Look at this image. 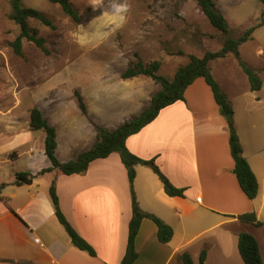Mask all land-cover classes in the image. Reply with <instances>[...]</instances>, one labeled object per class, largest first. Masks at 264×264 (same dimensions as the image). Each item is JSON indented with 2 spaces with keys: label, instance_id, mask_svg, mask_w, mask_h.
<instances>
[{
  "label": "crops",
  "instance_id": "crops-1",
  "mask_svg": "<svg viewBox=\"0 0 264 264\" xmlns=\"http://www.w3.org/2000/svg\"><path fill=\"white\" fill-rule=\"evenodd\" d=\"M107 23L104 19L92 25ZM258 28L264 29V24L256 27L251 39L241 45L253 44V53L243 55L240 47L242 61L262 81L261 90L252 91L241 69L249 90L256 94L252 102L243 105L245 114L238 117L232 90L226 83L232 84L224 73L218 75L212 67L213 62L235 55L231 53L209 64L234 109L243 155L258 179V196L250 200L241 189L234 173L228 123L220 113L211 87L203 77L197 78L187 88L184 101L163 109L152 123L127 140L130 152L144 160L153 159L175 187L185 190L184 196H170L150 167L136 166L134 190L141 210L170 225L174 236L169 243H161L156 224L144 219L136 238L138 259L134 264H182L179 256L183 253H189L198 264L203 252L205 264H245L238 250L241 233L256 237L264 263V42L256 41ZM162 67L161 64L160 70ZM222 70L226 72L227 68ZM233 76L228 74L231 80ZM142 77L147 76L122 78V83L112 85L94 83L83 88L87 114L74 99L65 102L49 99L42 106L38 96L42 94L34 89L29 94L34 101L26 107L22 119L19 116L2 118L0 159L4 160H0V184L5 187L1 194L4 203L0 202V264L121 263L128 244L132 196L120 155L112 153L93 161L83 174L65 175L59 170L40 174L52 164L45 154V132L36 134L31 129L30 111L38 108L56 129V157L62 163L69 162L96 144V126L114 131L150 106L162 87L150 77L147 79L153 85L149 88L137 83ZM253 108L259 117H250L253 114L248 113ZM256 119L259 126L255 124ZM23 156L28 158L25 171L13 169L14 179L4 181L2 164L14 166ZM19 172L36 178L31 184L17 185ZM54 181L63 214L94 248L95 256L75 247L56 217L49 191ZM252 212L257 214L262 226L238 219L239 215Z\"/></svg>",
  "mask_w": 264,
  "mask_h": 264
},
{
  "label": "rangeland",
  "instance_id": "rangeland-1",
  "mask_svg": "<svg viewBox=\"0 0 264 264\" xmlns=\"http://www.w3.org/2000/svg\"><path fill=\"white\" fill-rule=\"evenodd\" d=\"M71 3L85 18L82 24L66 16L57 4L23 0L25 7L44 13L56 29L30 19V27L45 38L47 52L23 39L22 53L17 54L12 43L20 28L9 18L11 0H0V127L3 117L22 119L26 115V107L34 101L29 96L34 89L42 94L38 95L42 106L49 99L78 102L77 93L84 100L82 90L90 84L122 83V74L139 58L146 64L161 61L163 67L158 73L169 77L189 62L188 55L203 57L208 51L220 50L227 38L237 39L255 27L264 12L261 0H217L215 4L230 26V32L223 34L211 25L196 0H71ZM104 19L107 24L92 25ZM259 40L264 42V29H257V43ZM254 49L253 44L243 46L241 54L249 55ZM179 51L184 55H178ZM216 62L212 64L216 73H224L232 84L226 83L232 90V103L239 117L245 114L243 105L252 102L256 94L249 90L236 57ZM223 68L235 75L234 80ZM137 83L148 88L153 85L147 77ZM248 114L259 117L255 108ZM255 124H260L257 119ZM254 139L258 140L257 134ZM27 164L26 156L14 166L2 164L4 181L14 179L13 169L25 171Z\"/></svg>",
  "mask_w": 264,
  "mask_h": 264
},
{
  "label": "trees",
  "instance_id": "trees-1",
  "mask_svg": "<svg viewBox=\"0 0 264 264\" xmlns=\"http://www.w3.org/2000/svg\"><path fill=\"white\" fill-rule=\"evenodd\" d=\"M47 1L59 5L63 13L73 19L76 23L82 24L85 21V18L73 7L71 0ZM261 1L264 4V0ZM196 2L213 27L223 34H228L230 32V26L227 19L218 10L213 0H196ZM9 18L20 28V34L12 43L14 51L17 54L22 53L23 39H27L29 42L36 44L42 50L47 52L45 38L38 36L37 30L32 29L29 25V20L34 19L46 27L56 29V26L44 13L34 8L25 7L23 5V0H11V13ZM263 24L264 12L262 13L260 22L255 27L247 29L243 35L237 39L227 38L220 50L215 52L208 51L203 57H198L193 54L188 55L189 62L186 65L178 67L172 78L162 76L158 73L161 67L160 61H153L150 64H146L139 58L137 62L133 63V65L122 74V78L130 79L144 75L152 78L160 84L162 89L155 94L147 109L137 117L126 121L116 130L109 131L104 127L96 126V144L91 149L80 153L75 160L65 163L58 160L56 157V129L49 124L48 120L38 108L31 110V129L34 131L43 130L45 132V154L52 164L51 168L42 170L40 174L53 170H59L65 175L83 174L88 170L90 163L93 161L107 158L112 153H118L120 155L121 160L127 169L132 196V218L129 224L128 244L126 253L120 264H134L138 259V253L136 252V238L144 219H150L156 224L158 228V239L161 243H169L174 236V230L170 225L166 224L160 218L141 210L134 190V181L137 174L136 166L145 165L150 167L156 175H158L168 195L184 196L185 192L184 189L177 188L170 182L153 159L144 160L130 152L126 145L127 140L132 135L138 134L148 124L152 123L163 109L178 101H184L187 88L199 77H203L206 83L211 87L214 98L220 108V113L225 117L228 123L230 149L235 161L234 173L236 174L240 187L250 200H254L258 196V179L248 160L243 155L240 137L235 127L234 109L229 103L226 94L221 90L219 83L211 73L209 64L211 61L226 58L232 53L237 58L240 68L247 75L251 90H261L262 81L258 74L242 61L240 46L251 39L256 27L262 26ZM177 54L184 55V52L179 51ZM77 97L80 108L86 114L87 109L83 97L78 93ZM35 178L36 176H33L30 173L19 172L16 174L15 184H31ZM4 187V184H0V202L2 203H4V200L2 199L1 194ZM49 191L55 208L56 217L70 236L73 245L78 249L95 256L96 252L94 248L77 233L63 214L55 181L52 183ZM238 219L244 223H250L257 227L263 225L255 212L239 215ZM238 250L245 264H264L258 240L252 234L241 233L239 235ZM179 259L182 264H196L189 253H183L179 256ZM205 259L206 253L203 252L198 264H205Z\"/></svg>",
  "mask_w": 264,
  "mask_h": 264
},
{
  "label": "built area",
  "instance_id": "built-area-1",
  "mask_svg": "<svg viewBox=\"0 0 264 264\" xmlns=\"http://www.w3.org/2000/svg\"><path fill=\"white\" fill-rule=\"evenodd\" d=\"M199 201H200V199H199Z\"/></svg>",
  "mask_w": 264,
  "mask_h": 264
},
{
  "label": "clouds",
  "instance_id": "clouds-1",
  "mask_svg": "<svg viewBox=\"0 0 264 264\" xmlns=\"http://www.w3.org/2000/svg\"><path fill=\"white\" fill-rule=\"evenodd\" d=\"M118 10H120V9H118Z\"/></svg>",
  "mask_w": 264,
  "mask_h": 264
}]
</instances>
